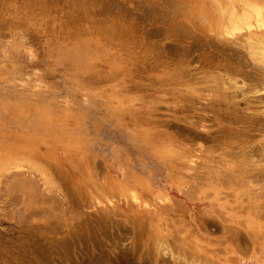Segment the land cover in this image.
Wrapping results in <instances>:
<instances>
[{
	"label": "rangeland",
	"instance_id": "obj_1",
	"mask_svg": "<svg viewBox=\"0 0 264 264\" xmlns=\"http://www.w3.org/2000/svg\"><path fill=\"white\" fill-rule=\"evenodd\" d=\"M176 1L0 0V264H264V179L228 191L212 172L224 104L244 109L250 94L222 58L255 63V23L202 31L173 7L206 6L213 21L214 0ZM222 205L239 245L200 227Z\"/></svg>",
	"mask_w": 264,
	"mask_h": 264
},
{
	"label": "bare ground",
	"instance_id": "obj_2",
	"mask_svg": "<svg viewBox=\"0 0 264 264\" xmlns=\"http://www.w3.org/2000/svg\"><path fill=\"white\" fill-rule=\"evenodd\" d=\"M241 1H243V0H241ZM260 2H262V0H260ZM170 3H169V6H170ZM211 3H213V1L210 2V4ZM218 3L220 4V1L214 0V4L213 5L211 4V6H214L213 9L217 12V14H216L217 16L215 15V18H214L215 20H213V21L209 20V18L211 17L210 13H211L212 9L210 10L209 8H206V6L202 7V5H197V6L194 5L195 8H186V7L185 8H183V7L181 8L180 6H182V5L179 6V5L175 4L177 7L175 8L172 5V7L174 8V11H172V13L175 14L174 15V19L179 17L178 18L179 21L182 18L181 16H183V15L187 16L189 19L194 20L193 21L194 23L192 22L193 23V27H197V29H200V30H202L204 28V27H201L202 26L201 24H203L204 26H207V28L212 27V28H214V30L216 29V31L218 29L221 32L232 33L233 31H241V30L244 29V27H246L247 29H252L253 30V27H254L253 23H255V27H256L257 30L255 31L256 33H253V32L250 33V39L248 40V42H249L248 46L250 47V50H251V53H252L251 55L254 58L255 63L256 64H258V63L260 64L259 67H255V68L257 69V71H259V72L261 71V74H257L256 71H254L255 74L247 73V69L251 67V64H255V63L251 62V64H250V61H248L246 57L241 56L240 53H237V52L234 53V51L236 49L233 51V53H231L232 55H227L229 52L228 51L226 52L224 50H223V52L221 51V53L220 52H217V53H220V54L225 53V55H227L226 56L227 58L225 59V57H224L222 59H224L226 61L229 59V61H230V62L228 61L226 63L227 65L225 67H227L229 65L231 66V65L234 64L235 67L237 68V70L240 71L239 75L241 76L243 74L244 79L248 81L247 83H249V85L246 87L247 89L246 88L245 89L241 88L243 90V91L242 90L240 91L241 93L244 92V90L249 92L250 93L249 95H253V96L256 95V94H259L261 92L263 93L264 92V73H263V71H264V30H263L264 29V11H263L262 8L258 7L259 9H256L257 6H256V8H253L254 5H251V4H248V3L244 2L242 4H244V7H246V8H245L243 14L241 15L234 9V6L233 7L232 6H228L224 11H222L220 9L221 5H219ZM262 3H264V2H262ZM242 10H243V7H242ZM165 12H168V11H165ZM143 16H145V15H143ZM166 17H167V15H166ZM174 21H176V20H174ZM174 21H173V23H174ZM198 22H200L199 25H198ZM226 22H227V24H226ZM175 24H177V22ZM180 24L175 25L176 27H181V29H177V30H180V31L184 30L186 33H189V30H188L187 26H185L186 27L185 28L184 26H182V24L181 25ZM188 27H190V26H188ZM207 28L205 30H207ZM193 37H194V35H193ZM216 37L218 38V36H216ZM224 44L226 46L227 43H224ZM219 49H221V48H219ZM226 49H227V47H226ZM250 50H249V53H250ZM216 51H219V50H216ZM225 55L223 54L222 56H225ZM218 56H220V55L218 54ZM224 60H222V61H224ZM232 62H233V64H232ZM253 70H255V69L253 68ZM237 74H238V72H237ZM229 76H231V75H229ZM204 78H205V76H204ZM223 78H224V76H223ZM226 79H229V78H226ZM213 81H214V78H213ZM215 81H217V80H215ZM215 81L212 82V84L213 83L216 84L217 82H215ZM227 82H228V80H227ZM229 82H231V79H230ZM232 82H233V80H232ZM237 83H239V82L237 81ZM230 84L231 83H228L227 85L224 84V85H226L228 87V85H230ZM234 85L235 84H232L233 87H234ZM219 87L221 88V86H219ZM227 87H226V90L228 89ZM238 87H239L238 85L235 86V88H234L235 91L231 92L229 94V97H228L229 99L230 98H232L233 100L239 99V95H240L239 93L240 92L236 90ZM211 88H213V87H211ZM210 90H213V89H210ZM219 94H221V93H219ZM246 94L248 95V93H246ZM247 95H245V96H244V94L240 95L242 97L241 99L248 103L246 108H244V109H240L239 106L241 104H237V103L236 104H228V105L224 104V107L227 106L226 113L224 112L225 113V117L224 118L226 120H222L221 121V124L218 127V130L216 131L217 134H220V135L227 134V136L225 138H222V136H221V139L215 140V144L217 146H219V149L221 151V154H220L219 158L222 159L223 161H219V164H218L219 166L217 167L218 169L214 167L217 170L212 171V172H215L213 174L214 175L213 177H216V178H214V183L218 184V186L225 187L226 189H228V191L233 190V187H236V186L239 187L240 185L245 183L248 179H249V181L251 179H255V178L264 179V164H261L262 161H264V95L263 96L259 95L258 97L257 96L256 97H250L249 95L248 96ZM223 99H225V98H223ZM220 100H222V98ZM217 115H220V114H217ZM210 141H212V140L210 139ZM225 145H226V147L223 148ZM216 150H218V148ZM209 152H211V151H209ZM206 154H207V152H206ZM231 164H234V165H231ZM47 183H45V184H47ZM256 185H258L257 186V188H258L259 184H255V186ZM251 187H249V188H251ZM259 189H260V187H259ZM255 191H256V189H255ZM261 193H262V191H261ZM259 194L260 193H258V195ZM226 196H228V197L231 196L232 197V193L231 194L227 193ZM263 196L264 195L262 194V197ZM189 197H190L189 199L192 200L193 195H191ZM259 197L261 198L260 195H259ZM220 208H221L220 210H221L222 214L219 213V212H214V210H212V209L206 210L204 212V214L202 215V217H201V221L202 222H201L200 227H203V230H205L207 228H210V226L213 227V225H214L216 228H219L218 231L221 230L225 234L226 241L229 242V240H232L230 242V244L231 243L234 244L235 242H237L238 245H239V243H241V240H240L241 239V234H240V229H239V227L241 225L240 221H237L236 218H233V216H230L226 212V209H228V206L222 205ZM259 214L261 215V212H259ZM215 215H218L217 218H215ZM224 216H226V217H224ZM263 218H264V216H263ZM134 219L135 218H133V216H132V218L130 219V221L131 220L132 221L131 222L129 221V222L132 224V222H134ZM138 219H139V217H138ZM61 220H63V219H61ZM218 220H220L221 222H219ZM106 222H107V220H106ZM183 223H184V221H183ZM136 225L137 224H135V222H134L131 226H133L134 229H135ZM139 225H141V226L139 227L137 225V229L144 230L143 227L146 226V225L144 223H141V222H140ZM180 226L183 227V225H181V224H180ZM187 227H190V226L186 225V229H187ZM122 228H121V232H122ZM245 228H247V226ZM215 231H216V229H215ZM248 231H250V228L248 229ZM229 234H230V236L227 237ZM158 237L159 236L156 237L155 241H159L160 240V238H158ZM164 239H163V241H164ZM250 240H251V238H250ZM164 244H168V243H164ZM151 248L152 247H150V249ZM174 248H176V247H174ZM172 250H174V249L172 248ZM149 253H147V254H149Z\"/></svg>",
	"mask_w": 264,
	"mask_h": 264
}]
</instances>
